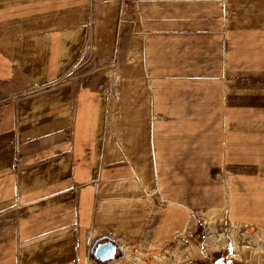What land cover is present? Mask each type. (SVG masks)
<instances>
[{"label":"crops","instance_id":"crops-1","mask_svg":"<svg viewBox=\"0 0 264 264\" xmlns=\"http://www.w3.org/2000/svg\"><path fill=\"white\" fill-rule=\"evenodd\" d=\"M122 3L0 0V264H256L264 0Z\"/></svg>","mask_w":264,"mask_h":264},{"label":"rangeland","instance_id":"rangeland-1","mask_svg":"<svg viewBox=\"0 0 264 264\" xmlns=\"http://www.w3.org/2000/svg\"><path fill=\"white\" fill-rule=\"evenodd\" d=\"M89 3H92L94 0H87ZM171 1H176V0H171ZM127 5V4H126ZM120 9H119V12H121V11H123L124 10V6H123V3H122V0H120V7H119ZM121 14V13H120ZM227 13L224 11V16H223V18H222V21H224V23L225 22H227ZM93 34V33H92ZM94 36V35H93ZM110 61H112L111 62V64L109 65L110 67L109 68H111L110 70L112 71V72H114V70H115V67H113L112 65H114L113 64V60L111 59ZM109 61V62H110ZM113 74V73H112ZM227 78V77H226ZM207 214H210V213H206V214H202L201 216H202V219H201V217L199 218V219H197V226H198V228L200 229L201 228V230L203 231V233H202V235L203 236H208V229H207V225L204 223V225L202 224V221L201 220H203V222H204V219H205V216L207 215ZM211 215V214H210ZM222 223H221V225L219 226V224L217 223H213L214 225H215V228H216V230L214 229V233L217 235V233L219 234V233H223L224 234V232L223 231H228V230H234V231H239L241 228L239 227H233V225H230V224H228L227 223V221H221ZM232 226V227H231ZM218 227H220L219 228V230H218ZM228 229V230H227ZM208 231V232H207ZM241 231H246L248 234H249V230H247L246 228L244 229V230H241ZM252 233H254V232H252L251 231V234L250 235H252ZM262 233H264V232H262ZM224 237V236H223ZM258 237H261V239L262 238H264V234H262V236H258ZM224 238H226V237H224ZM254 239H256V237L254 238ZM242 249V248H241ZM239 250H240V246H239V244H237L236 242H235V244H234V247H231L230 248V250H228V251H226L225 253L227 254L228 253V256L231 258V260L229 261L230 262V264H245V262H246V260H245V256H247V254L245 253L244 255H243V258H244V262L242 261V255H240V252H239ZM248 250L249 251H256V259L258 260L257 262H256V264H262V263H260V261L262 262V260L264 259V251L262 252V251H260L259 250V248H258V246H253V247H251V248H248ZM242 251L243 250H241V253H242ZM225 254V255H226ZM235 254H236V256L237 257H234L235 256ZM261 254H263V256H260ZM250 261V260H249ZM248 262V261H247Z\"/></svg>","mask_w":264,"mask_h":264},{"label":"water","instance_id":"water-1","mask_svg":"<svg viewBox=\"0 0 264 264\" xmlns=\"http://www.w3.org/2000/svg\"><path fill=\"white\" fill-rule=\"evenodd\" d=\"M116 250L117 249L114 242L110 239H107L106 241H100L96 244V246L93 248L92 255L94 259L104 262L111 259L116 253Z\"/></svg>","mask_w":264,"mask_h":264},{"label":"built area","instance_id":"built-area-1","mask_svg":"<svg viewBox=\"0 0 264 264\" xmlns=\"http://www.w3.org/2000/svg\"><path fill=\"white\" fill-rule=\"evenodd\" d=\"M124 1L127 3L128 2L138 3V2L171 1V0H124ZM92 47H93V36H92V33H89L88 31V34L86 36V43H85L84 51H83L84 60H89V58L91 57Z\"/></svg>","mask_w":264,"mask_h":264},{"label":"bare ground","instance_id":"bare-ground-1","mask_svg":"<svg viewBox=\"0 0 264 264\" xmlns=\"http://www.w3.org/2000/svg\"><path fill=\"white\" fill-rule=\"evenodd\" d=\"M207 221H209V219H207ZM235 257H237L236 254H235Z\"/></svg>","mask_w":264,"mask_h":264}]
</instances>
